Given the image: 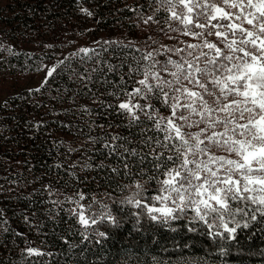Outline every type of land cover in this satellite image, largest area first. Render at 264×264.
Listing matches in <instances>:
<instances>
[{
	"label": "trees",
	"instance_id": "obj_1",
	"mask_svg": "<svg viewBox=\"0 0 264 264\" xmlns=\"http://www.w3.org/2000/svg\"><path fill=\"white\" fill-rule=\"evenodd\" d=\"M156 6L154 2L149 6V0H0V23L8 26V40L38 42L45 48L15 50L0 43V76L14 82L54 59L59 43L48 47L44 43L55 33L65 39L91 24L86 32L92 37L110 30L134 34L142 18L152 15ZM82 8L94 16H86ZM165 16L161 10L154 19ZM129 42L131 47L123 51L135 67L134 58L146 54L135 41L101 40L86 48L100 53V61L119 64L112 52ZM79 49L60 57L63 63L58 62L39 92L29 93L37 87L18 88L0 100V264H264V231L255 224L238 233V243L228 242L227 255L207 236L188 232L183 221L173 222L177 231L172 232L142 218L140 230H135L131 212L136 209L124 205L120 211L121 206L114 203L130 194V189L120 191L118 186L131 180L111 172L121 165L117 157L107 155L109 149L104 145L123 144L124 139L133 141L129 147L139 143L138 137L129 135L125 118L116 116L107 105L117 103L109 93L123 87L121 75L129 90L141 76L133 74L129 79L127 65L116 73L108 72L105 64L96 62L94 53L85 56ZM94 67L104 68L105 76L97 78L98 74L91 72ZM85 75L92 79H83ZM151 103L161 113L166 110L155 100ZM150 123L145 121L148 126ZM116 135L122 139L112 140ZM128 159L135 172V158ZM145 187L150 195L155 185ZM77 192L85 194L79 201L85 206L93 197L108 204L120 219V227L105 221L81 228L71 215V210H81L75 202L79 200ZM93 211H100L99 205H93ZM81 231L90 239L81 242ZM97 231L107 233L108 238L93 235ZM29 247L45 255H29Z\"/></svg>",
	"mask_w": 264,
	"mask_h": 264
},
{
	"label": "snow or ice",
	"instance_id": "obj_2",
	"mask_svg": "<svg viewBox=\"0 0 264 264\" xmlns=\"http://www.w3.org/2000/svg\"><path fill=\"white\" fill-rule=\"evenodd\" d=\"M153 2L157 6L152 15L143 18L144 24L159 23L154 16L163 10L170 31L198 43H187L186 49L161 45L164 53L155 48L134 58L135 67L123 51L131 42L119 44L120 50L112 52L119 64L100 61L95 49L78 50L85 56L94 53L96 62L105 64L108 72L116 73L127 65L129 79L133 74L142 77L134 81L138 86L129 90L121 75L123 87L109 93L117 103L107 107L125 118L130 136L139 138L134 147H129L131 139L104 145L109 149L107 155L117 157L121 165L111 172L131 180L118 186L120 191L130 189V194L114 203L121 206L120 211L124 205L136 209L131 212L136 231L142 218L172 232L177 231L173 222L183 221L188 232L207 236L221 254L227 255L228 242L238 243L240 231L253 224L264 231V0H149V6ZM81 12L94 16L87 8ZM169 21L178 27L173 28ZM185 51L188 58L181 55ZM153 53L167 55L156 59ZM173 55L180 58L173 59ZM56 67L48 69L39 87L29 89V93L39 92ZM91 72L97 73V78L105 76L104 68L94 67ZM82 78L91 80L92 76ZM153 100L167 110L166 116L151 103ZM145 121L151 122L150 126ZM133 128L138 131L133 133ZM150 131L153 135H148ZM111 139L119 141L122 137ZM129 157L135 158V172ZM145 184L155 185L152 194ZM76 196L81 210L73 209L71 215L81 228L105 221L120 227V219L108 204L93 197L85 206L79 203L85 194L77 192ZM93 205H99L100 211H93ZM79 235L81 242L90 239L84 231ZM93 235L108 238L105 232ZM26 251L45 255L31 247Z\"/></svg>",
	"mask_w": 264,
	"mask_h": 264
},
{
	"label": "rangeland",
	"instance_id": "obj_3",
	"mask_svg": "<svg viewBox=\"0 0 264 264\" xmlns=\"http://www.w3.org/2000/svg\"><path fill=\"white\" fill-rule=\"evenodd\" d=\"M166 17V16H165ZM165 17L156 18L154 21H159V23L150 21L148 24L143 23V17L141 22L139 23V28L134 34H130L127 31L120 30H110L103 31L100 34L95 36H91L90 32L87 33L88 29L92 27L91 24L86 25L85 28L80 31L76 30L77 34L71 35L68 34V38L60 39L58 33H55L52 37L48 38L44 43V46H50V43H59V49L56 56L52 60H48L42 64V66L38 70H33L27 73L22 74L21 76L15 78L16 80L13 82L10 78L3 79L0 76V100L3 99L9 92L18 88H32L38 87L41 82L44 80L46 72L48 69L56 66L60 61V57L64 54H68V51L79 48H86L93 44L95 41L101 40H123V41H135L137 42L142 49H144L145 53L152 51L155 48L160 49V53H164V49L161 48V45L166 46L167 48H185L187 43H198V41L190 36H184L179 32H173L168 29L167 23H165ZM172 24L173 28L178 27L176 22L169 21ZM8 26L0 23V43L5 44L8 49H25L28 51H42L45 48H42L38 42L33 41H23L18 39L16 41L8 40L9 37L6 36ZM164 29V31H161ZM60 33V32H59ZM167 33V35L165 34ZM61 36H65L64 33ZM168 36H171L172 39H169ZM70 41L69 43L63 41ZM155 41V43H153ZM64 43V44H62ZM156 59H164L167 54L161 55L157 53H153ZM181 55L187 57V51L182 53ZM179 55H173V59H179ZM149 63V61H147ZM47 66V68H45ZM142 78V77H141ZM140 78V79H141ZM171 79V77H168ZM138 86V85H135ZM163 115H167L168 112L165 110L162 112ZM223 155L224 153H220Z\"/></svg>",
	"mask_w": 264,
	"mask_h": 264
}]
</instances>
